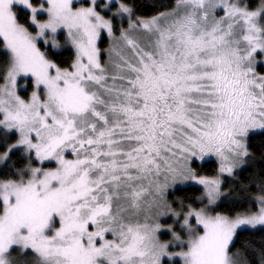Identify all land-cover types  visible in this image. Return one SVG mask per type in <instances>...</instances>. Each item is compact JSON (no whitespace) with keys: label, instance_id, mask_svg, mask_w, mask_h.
I'll return each instance as SVG.
<instances>
[{"label":"snow or ice","instance_id":"6c2138e0","mask_svg":"<svg viewBox=\"0 0 264 264\" xmlns=\"http://www.w3.org/2000/svg\"><path fill=\"white\" fill-rule=\"evenodd\" d=\"M0 264H264V0H0Z\"/></svg>","mask_w":264,"mask_h":264},{"label":"trees","instance_id":"16d2710c","mask_svg":"<svg viewBox=\"0 0 264 264\" xmlns=\"http://www.w3.org/2000/svg\"><path fill=\"white\" fill-rule=\"evenodd\" d=\"M138 2H139V0H138ZM144 2L151 3L152 0H144ZM245 175H248V173H245ZM253 239H255L256 241H259V235H257V236L254 237Z\"/></svg>","mask_w":264,"mask_h":264}]
</instances>
